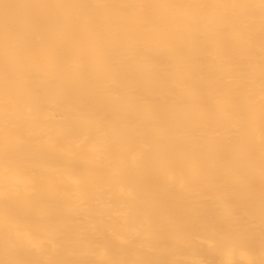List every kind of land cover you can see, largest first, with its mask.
I'll list each match as a JSON object with an SVG mask.
<instances>
[{
  "label": "bare ground",
  "instance_id": "bare-ground-1",
  "mask_svg": "<svg viewBox=\"0 0 264 264\" xmlns=\"http://www.w3.org/2000/svg\"><path fill=\"white\" fill-rule=\"evenodd\" d=\"M0 264H264V0H0Z\"/></svg>",
  "mask_w": 264,
  "mask_h": 264
}]
</instances>
